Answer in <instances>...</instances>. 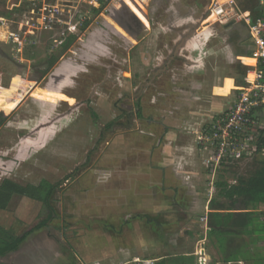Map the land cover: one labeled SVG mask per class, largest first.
<instances>
[{
  "label": "crops",
  "instance_id": "0c3cea01",
  "mask_svg": "<svg viewBox=\"0 0 264 264\" xmlns=\"http://www.w3.org/2000/svg\"><path fill=\"white\" fill-rule=\"evenodd\" d=\"M141 1L113 8L102 16L100 26H90L80 56L99 54L103 59L100 67L108 58L121 65L114 75L107 71L99 85L113 86L131 108L139 101L142 119L131 117L125 126L120 119V133L105 150L110 155L114 151V158L100 159L98 184L90 183L89 190L67 196L63 215L77 217L74 226L83 231L67 237L64 248L51 233L49 222L9 254L27 256L25 264L41 261L44 254L55 264H154L163 258L189 255L198 264L200 249L206 264L253 262H224L219 241L209 235L208 226L209 214L232 211L219 196L220 183L234 185L238 177L248 174V161L210 164L209 150L202 143L213 122L232 107L247 73L255 67L253 43L243 25H213L205 17L207 9L202 11V0ZM131 6L143 17L138 18ZM129 61L135 71L122 77V67ZM63 85L58 95L45 94L44 101L65 100L59 92ZM100 93L103 91L95 92ZM100 101L104 99L97 105ZM124 106L121 103V110H111L115 118L123 116ZM95 109L91 111L95 113ZM231 166L239 170L236 176L229 175ZM55 192L51 206L59 217L53 205ZM15 198L24 199L14 195L9 205ZM95 198L99 200L96 210L90 204ZM80 199L79 207L76 200ZM192 239H197L194 254L190 252ZM224 240L230 244L239 241Z\"/></svg>",
  "mask_w": 264,
  "mask_h": 264
},
{
  "label": "rangeland",
  "instance_id": "374dc122",
  "mask_svg": "<svg viewBox=\"0 0 264 264\" xmlns=\"http://www.w3.org/2000/svg\"><path fill=\"white\" fill-rule=\"evenodd\" d=\"M213 1L202 0L204 13ZM241 1H245L239 3L241 9L250 7L246 0ZM261 1L254 0L250 8L256 10ZM91 9L79 0H0V113L6 118L5 124L0 127V182L9 179L25 185L37 184L45 179L52 184L60 183L53 201L59 217L50 224L53 226L51 233L59 238L63 247L70 236L74 237L83 231L79 225L74 226L77 217L63 215L65 203L68 202L67 196L80 190H89L90 183L98 184L99 161L105 156L114 158V151L110 155L105 150L114 142V135L120 133V119H123L124 126L130 119L126 116L115 118L111 110H121L120 104L123 103L126 109L123 113L133 110L132 118L135 117L136 110L134 104L137 100L132 103L131 108L124 96L121 98L117 92L115 94L113 86L99 85L104 82L107 71L110 76L114 75L121 65L108 58L107 63L100 67L103 59L99 54L80 56L86 41V31L90 30V26H100L103 18L97 17L99 14H91ZM111 10V6L101 8L103 16L112 13ZM85 19H90L91 23L88 29L80 33V24ZM71 33L79 36L75 45L59 55L60 41ZM56 54L60 57L54 69L49 71L50 75L40 85H36L39 77L37 69ZM122 68V77L135 71L132 70L130 61ZM128 81L127 79L126 82ZM61 85L63 86L59 92L65 100L55 104L45 102L43 96L48 92L57 94ZM96 90H102L103 93L97 95ZM105 95H108L107 99ZM100 98L104 101L97 105ZM91 109H95L97 119L91 116ZM261 119L260 126L264 129V118ZM112 122H115V126L101 134L102 127ZM87 155L88 161H85ZM247 161L245 170L248 167L250 172L257 164H264V156L256 155ZM228 171L233 176L239 172L233 166ZM66 177L68 180H65ZM96 187L98 190L102 189V185ZM76 202H79L80 207L83 200ZM91 202L94 210L99 209L98 199ZM40 211V203L15 198L7 210L0 211V225L7 226L11 223L12 231L19 235L44 218ZM84 225L86 224L83 223L82 226ZM189 244L190 252L194 254L197 239H192ZM207 251L211 252L209 243ZM26 259L29 258L17 253L0 258V264H25ZM54 262L49 255L44 254L41 261L32 264H55Z\"/></svg>",
  "mask_w": 264,
  "mask_h": 264
},
{
  "label": "trees",
  "instance_id": "16d2710c",
  "mask_svg": "<svg viewBox=\"0 0 264 264\" xmlns=\"http://www.w3.org/2000/svg\"><path fill=\"white\" fill-rule=\"evenodd\" d=\"M54 1L55 0H50V2ZM236 1L238 3L245 2L241 0ZM246 3H249L251 7V5L254 4V0H246ZM250 7L245 6L243 8L251 9ZM261 8L263 9L264 5L261 6ZM261 8L258 10L251 9L253 10L252 14L254 19L261 18ZM100 11V7H94L90 12L97 16ZM90 23V19L82 21L79 28L80 33L84 32ZM78 37L77 34H69L65 39L61 40L60 55L69 50ZM56 60V56L46 60L49 64V68L54 65ZM48 72L49 69L45 70L44 73L47 74ZM134 107L136 109L134 114L135 118L142 119L139 101L135 102ZM90 114L93 118L97 119L95 113L90 111ZM123 116L131 118L133 113L124 112ZM5 122V116H2L0 113V127H2ZM114 123L115 122H112L106 125V128H110ZM260 134L258 146L263 147L264 131H261ZM257 165L258 166L253 171L248 172L245 176L238 177L236 183L232 186H228L226 183H220L223 187L219 196L224 198L228 203V208H231L227 210L232 211L230 213H215L208 215L210 219V223L208 224L210 228L209 235L215 237L219 241V249L222 253L224 262L246 263L251 259L250 262L253 261L251 264H264V254L261 255L262 250H264V221L262 220L264 219V164L262 166L259 164ZM67 178L68 177H66L65 180ZM59 185L60 183L52 184L46 180H41L37 185H20L9 179L0 182V211H5L7 209L12 196L15 195L40 203V212L45 216L42 221L37 222L32 227H27L19 235L12 231L10 226L11 223L7 224V226L0 225V258L15 253L28 236L48 226V223L55 219L56 213L51 206V199ZM146 222L150 223L149 220ZM226 237L236 238L239 241L236 242V244L227 243L225 240L223 242L222 239ZM219 238H221V240H219ZM171 244L173 245V242ZM260 244H263V246L259 247ZM194 260V257L189 255L163 258L156 261L154 264H195Z\"/></svg>",
  "mask_w": 264,
  "mask_h": 264
},
{
  "label": "built area",
  "instance_id": "2783aa9c",
  "mask_svg": "<svg viewBox=\"0 0 264 264\" xmlns=\"http://www.w3.org/2000/svg\"><path fill=\"white\" fill-rule=\"evenodd\" d=\"M79 1L90 8L106 6L120 8L131 2L143 3L141 0ZM263 5L264 0L256 10ZM252 13L251 9H241V4L236 0L222 3L214 0L205 15L206 19L213 18L212 23L242 24L253 43L252 56L256 59V65L247 73L246 84L236 94L232 107L217 118L207 135L202 137L204 149L209 150L207 162L213 165H220L223 161L229 160L234 163L246 162L256 155L264 156V146H258L260 133L264 130L260 126V119L264 118V8H261L263 19H254ZM98 16H103V12L100 11ZM200 221L203 222L205 219ZM197 262L207 263L203 249L199 250Z\"/></svg>",
  "mask_w": 264,
  "mask_h": 264
},
{
  "label": "flooded vegetation",
  "instance_id": "af4514ba",
  "mask_svg": "<svg viewBox=\"0 0 264 264\" xmlns=\"http://www.w3.org/2000/svg\"><path fill=\"white\" fill-rule=\"evenodd\" d=\"M131 9L133 10V11H135V15L138 17V18H142L143 17V15L141 14V12L139 11V9H136L134 6H131ZM142 16H141V15ZM72 48V47H71ZM70 48V49H71ZM69 49V50H70ZM60 50H61V48H60ZM68 51V50H67ZM66 51V52H67ZM60 55V54H59ZM59 55H53V56H56L57 57V60H56V62L54 63V65L52 66V67H50L49 68V64H48V62L46 61L45 63H44V65H40V67L37 69L38 71V74H39V77L37 78V80H36V85H40L41 84V82L44 80V79H46L48 76H49V72L47 73V74H45L44 72H45V70H48L49 69V71L51 70V69H54V67H55V65H56V63L59 61ZM113 126H115V123L113 124ZM113 126H111L110 128H106V126H104V127H102V129H101V134L102 133H104L105 131H107V130H110ZM88 156L89 155H87L86 156V160H88ZM85 160V161H86ZM80 168H82V166L81 167H78V169L74 172V173H72V175H75L76 173H77V171L80 169Z\"/></svg>",
  "mask_w": 264,
  "mask_h": 264
},
{
  "label": "bare ground",
  "instance_id": "6f19581e",
  "mask_svg": "<svg viewBox=\"0 0 264 264\" xmlns=\"http://www.w3.org/2000/svg\"><path fill=\"white\" fill-rule=\"evenodd\" d=\"M225 1H227V0H217L218 3H222V2H225ZM212 21H213V18L210 17V22H212Z\"/></svg>",
  "mask_w": 264,
  "mask_h": 264
}]
</instances>
